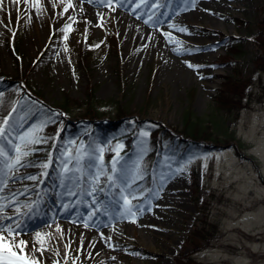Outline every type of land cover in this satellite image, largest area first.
I'll list each match as a JSON object with an SVG mask.
<instances>
[{
    "label": "rangeland",
    "instance_id": "374dc122",
    "mask_svg": "<svg viewBox=\"0 0 264 264\" xmlns=\"http://www.w3.org/2000/svg\"><path fill=\"white\" fill-rule=\"evenodd\" d=\"M204 1L219 13L216 25L199 14ZM39 3L42 11L30 16L22 0H0V118L16 108L0 147L10 154L11 131L20 115L28 120L23 129L42 126L36 135L46 141L29 146L33 151L21 167L37 168V180L20 178L30 186L27 200L4 209L18 212L10 224L15 236L4 235L10 244L16 241L12 247L18 257L25 263L52 258L44 242L38 249L31 247L23 239L28 231L21 230L26 213L50 200L48 192L56 201L65 193L87 192L101 203L90 211L116 214L111 224L125 227L112 238L122 252L113 264H174L178 253L189 254L198 264H264V50L255 41L258 32H264V0H197L195 7L185 0L142 3L154 12L153 22L159 15L167 24L189 15L179 23L192 38L180 43L178 58L186 71L178 82L160 75L154 53L137 66L126 63L131 46L120 34L114 0L98 5L101 12L89 25L74 20L69 8L64 11L68 0ZM135 20L161 37L160 24L148 25L138 16ZM89 50L96 54L88 57ZM225 79L243 86L239 107L230 112L217 103L222 91L225 96ZM89 87L98 108L93 116L83 114ZM116 104L126 108L124 115L115 114ZM188 108L204 120L222 119L224 128L217 136L222 140L224 133H232L234 139L215 143L203 138L186 147L180 128ZM93 121L113 128L104 131ZM157 127L163 129L159 156L152 140ZM127 140L133 142L131 148ZM52 148L53 164L45 173L41 165ZM122 191L138 197H128L136 205L134 222L126 213ZM64 235L71 242L67 254L72 255L75 241L67 231ZM145 237L154 248L141 243ZM54 240L51 235L47 243ZM61 262L69 264L68 258Z\"/></svg>",
    "mask_w": 264,
    "mask_h": 264
},
{
    "label": "bare ground",
    "instance_id": "6f19581e",
    "mask_svg": "<svg viewBox=\"0 0 264 264\" xmlns=\"http://www.w3.org/2000/svg\"><path fill=\"white\" fill-rule=\"evenodd\" d=\"M72 5L70 7L71 17L74 20L81 19L86 25L92 23L96 16H99L101 12L100 5L101 0H68ZM105 1V0H104ZM24 3L25 8L28 9L30 16L35 14L36 9L31 5L33 0H29L28 3ZM117 3V10L115 13V19L118 22L120 34L123 39L131 46V53L126 63L137 66L140 62L146 60L149 54L155 55V63L157 64L160 75L164 78H171L178 82L182 74L186 69L184 65L180 64V51L175 49L180 48V43L185 38H192L189 35L188 30L181 32L179 28H185L179 23L189 18L188 14L182 15L179 19L171 21V24L164 23L165 18L159 15L158 21L153 22L149 20V17L153 15L150 9L142 5L141 0H114ZM137 4L141 6L137 8ZM197 4V3H196ZM199 4V3H198ZM170 6V5H169ZM215 10V9H214ZM199 14L208 24L216 25L219 13L213 11L211 4L203 2L199 6ZM136 16L142 17L145 20H149L148 25H158L159 33L155 34L152 28H148L141 24L136 23ZM164 23V24H163ZM175 24L177 27L173 28L170 25ZM165 33L171 34V39L179 41L180 43L170 42V37L164 35ZM55 58L54 52L51 54ZM188 58V56H186ZM42 56L39 58V64L42 62ZM56 60H58L56 58ZM209 87L212 86V82L207 81ZM17 98V97H16ZM19 117L18 125H15L12 129L11 143H9V155L0 159V181L6 182V187L0 184V229H4L0 232V235H5L7 228L14 221L18 212H6L4 209L13 206L14 204L23 203L27 200L29 195L30 186L28 182L20 180L22 177L33 176L37 172V168L33 166L32 169L22 170V166L10 172L4 167L3 162L9 157L15 156V152L12 149V144L21 143L18 136L24 134L26 129H23L28 120L24 117ZM39 159L33 162L36 165ZM71 175V173H69ZM63 188V187H62ZM60 187V189H62ZM46 200L40 204L36 209H30L22 221L21 230L28 231L24 234L23 239L27 241V244L36 249L39 248L40 243H45L47 246V252L52 255L51 260L43 262L40 258L36 259V264H62L63 258H68L69 264H113L116 260L121 258L122 252L118 250L116 244L113 243V235L125 230L122 224H111V218L118 219L116 214H108L99 211L92 215L91 220L89 216L93 213L90 211L91 206L100 205V199L84 193L83 195H69L65 193L60 195L56 201L54 199ZM78 200L81 201V208H77ZM84 222H88L89 227H84ZM38 224V225H37ZM64 231L68 232V235L75 241L76 252H71L69 255L68 248L71 245L70 240ZM40 233V236H37ZM55 236L57 240L53 243H47L49 236ZM168 238V237H166ZM148 243V248H154L151 246L153 242L148 237H145L141 243ZM5 244L11 245L5 237ZM150 244V245H149ZM14 252L15 255L11 253ZM5 261L12 262V264H26L18 257V251L11 247V252L0 244V264H4Z\"/></svg>",
    "mask_w": 264,
    "mask_h": 264
},
{
    "label": "trees",
    "instance_id": "16d2710c",
    "mask_svg": "<svg viewBox=\"0 0 264 264\" xmlns=\"http://www.w3.org/2000/svg\"><path fill=\"white\" fill-rule=\"evenodd\" d=\"M261 27H264V25H262ZM263 33L261 34L260 32H258V35H261V36L256 38L255 41L264 50V35H263ZM87 53H88L87 54L88 57H92L96 54V50H94V52L89 50ZM263 53H264V51H263ZM259 60H260V62L263 61V59H259ZM221 85H222L221 86L222 90L225 91V96L227 94H230V95L229 96L227 95V97L225 99V96L223 94L224 92L222 91L221 95L223 98H221V97L217 98L218 107L225 108L226 109L225 112L226 111L230 112L232 110V107L234 105H237L236 103H238L240 101V99L242 97L241 90L243 89V86L239 83L233 84V82L229 81L228 79L223 80ZM94 102H95L94 101V90L92 87H89L88 93H87V98H86V104H85L86 107H85L84 112H83V114L85 116H93V115L97 114L98 108L94 104ZM60 105L64 109H66V106L64 104H60ZM237 107H239V106L237 105ZM114 111H115V114L117 116H121V115H124L126 113V108H124V106H122L120 104H116ZM93 123H97V125L102 124V123H99V121H93ZM100 127L104 131H107V130L109 131L111 128H113L112 124L108 123V122L102 124ZM222 128H224V122L222 119H221V121L204 120L201 116H195L189 108L185 109L182 113L180 130H181V134L183 135L182 141L184 142L186 147L192 146V145H194V146L198 145L199 144L198 141H200V139H203V138L204 139H211L215 143L220 142V141L228 142L230 139H234L232 133L228 134V135L226 133H224L225 138L220 140V138L217 135H218V129L221 130ZM89 129L92 131L93 126H90ZM91 131L87 132V135H89V136L92 135V134H90ZM222 131L224 132L226 130H222ZM162 132H163V129L160 127H157V129H155V131L152 133V136H153L152 140L157 145V148L155 150V153L157 155L160 154L159 149L163 145V142L161 139L162 136H160V135H162ZM75 133H76V131H75ZM214 135H216V136H214ZM130 146H131V142H130V140H127V147L130 148ZM174 261H175L174 264H198L195 262V260L189 254L178 253L174 256Z\"/></svg>",
    "mask_w": 264,
    "mask_h": 264
},
{
    "label": "snow or ice",
    "instance_id": "6c2138e0",
    "mask_svg": "<svg viewBox=\"0 0 264 264\" xmlns=\"http://www.w3.org/2000/svg\"><path fill=\"white\" fill-rule=\"evenodd\" d=\"M14 2L16 4H19L21 2V0H14ZM25 3H28L29 0H24ZM89 2H91V0H89ZM101 2L103 3L104 0H101ZM146 0H141V3H145ZM185 3H190V5L192 7L196 6L197 0H185ZM33 8H35L37 10V12L42 11V6L39 3V0H35L34 3H32L31 5ZM141 5L137 4V8H139ZM161 5H156V7H160ZM72 7V5L69 3L65 6L64 11L67 12L68 8ZM183 10H187V9H183ZM139 18V17H138ZM71 19V18H70ZM152 18L149 17V20H151ZM149 20H145V23H149ZM170 27L176 28L177 26L175 24L170 25ZM71 26L70 25H65V29L66 30H70ZM179 31L184 32L187 31L186 28H179ZM164 35L169 36L170 37V42H174V43H180L179 41H174L171 39V34L170 33H165ZM65 39H67V33L65 34ZM96 47H99V45H96ZM177 52L181 51L180 48L175 49ZM188 67L190 68H195V67H199L196 65H192L189 64ZM3 96V93L0 92V97ZM16 112V108L13 107L11 112L8 114L7 117H2L0 118V140H6L7 139V134L10 131L11 128V118L12 115ZM42 130V126L39 129H33L30 130L28 132H25L24 134L18 136V139L20 140L21 143L19 144H12V149L15 152V156L13 157H9L8 159H6L3 164L4 167L7 168L10 172H12L13 170H15L17 168V166H25V160L24 158L27 157L28 155H30V153L33 151V149H31L29 146L33 145V144H39L41 142H46V141H42V139L36 135V132L41 131ZM143 136H148L147 132H143L142 133ZM9 143H11V141H9ZM120 147H122V145H117V149H119ZM101 152L103 151V149L100 150ZM8 154L6 152H4L3 148L0 147V157H7ZM117 157H119V152L117 151ZM74 159H79V157H74ZM191 162V161H189ZM51 163V161H49L48 163H44L41 165V167L43 168H47L49 167V164ZM116 164H117V160H113L112 162V171L115 173L117 171L116 168ZM184 169H177V172H181ZM66 171H71V169H67ZM139 171V169H138ZM27 179L30 180H37L38 178L36 176H28ZM98 179V177H97ZM108 180H112V177L109 176ZM135 182V180L133 179V183ZM0 184H2L4 187H6V182L4 181H0ZM126 187L127 188H131V184L127 183V181H125ZM0 190H2V188H0ZM93 191H95V189H93ZM69 195H74V193L69 192ZM92 193H89V195H91ZM131 197L132 199H138V197H136L135 195H133L132 192H128L127 196L123 195V191H122V198L124 199V203L127 206L126 208V213L127 215H130L133 217V222L135 219V214L133 212V209L136 207V205H133L131 203V200L128 198ZM92 215H95V213L93 212L90 216H89V220H91ZM17 227H19V225H17ZM84 227H89L88 222H84ZM4 229H0V232H3ZM7 233L10 237H14L15 236V229H13L11 226H9L7 228ZM37 236H40V233H37ZM5 242V237L3 235H0V244H4V246L6 248H8V250L11 252V247L16 245V241L13 239L11 242V245H7L4 243ZM25 242L24 241H20L19 244L23 245ZM35 250V249H34ZM41 251H43V248L40 249ZM12 255H15L14 252L11 253ZM4 264H12V262L9 261H5ZM26 264H36L35 261H27Z\"/></svg>",
    "mask_w": 264,
    "mask_h": 264
}]
</instances>
